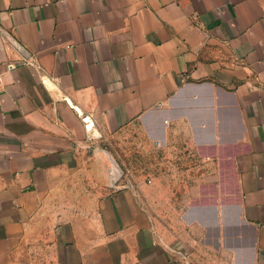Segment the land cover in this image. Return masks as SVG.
Segmentation results:
<instances>
[{
	"label": "crops",
	"instance_id": "obj_1",
	"mask_svg": "<svg viewBox=\"0 0 264 264\" xmlns=\"http://www.w3.org/2000/svg\"><path fill=\"white\" fill-rule=\"evenodd\" d=\"M13 259L264 264V0H0Z\"/></svg>",
	"mask_w": 264,
	"mask_h": 264
},
{
	"label": "rangeland",
	"instance_id": "obj_2",
	"mask_svg": "<svg viewBox=\"0 0 264 264\" xmlns=\"http://www.w3.org/2000/svg\"><path fill=\"white\" fill-rule=\"evenodd\" d=\"M137 177L141 178L142 180H147L149 178V173L148 172H144V173H139V174H136ZM166 227L172 229V230H176L178 229L180 226H181V222L179 221H171V220H168V221H163L162 222ZM27 264V260L23 261V260H19L18 262L15 261L14 259L13 260H9V262L5 263V264ZM33 264V263H32ZM34 264H37L36 262H34Z\"/></svg>",
	"mask_w": 264,
	"mask_h": 264
}]
</instances>
